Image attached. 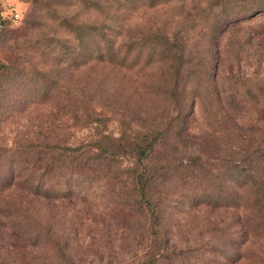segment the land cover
I'll return each mask as SVG.
<instances>
[{"label":"rangeland","instance_id":"1","mask_svg":"<svg viewBox=\"0 0 264 264\" xmlns=\"http://www.w3.org/2000/svg\"><path fill=\"white\" fill-rule=\"evenodd\" d=\"M0 62V264H264V0H0Z\"/></svg>","mask_w":264,"mask_h":264},{"label":"trees","instance_id":"2","mask_svg":"<svg viewBox=\"0 0 264 264\" xmlns=\"http://www.w3.org/2000/svg\"><path fill=\"white\" fill-rule=\"evenodd\" d=\"M1 68H6V64L4 62H0V69ZM145 148L146 147L141 146L140 144H137L133 147V150L137 154V158L134 162V167H133L132 172H131V177H132L131 182L133 185L132 190L134 191V194L136 195V197H138V205L140 206L139 208H141V206H142L143 209L146 210V212L148 213L149 216H154L155 212H156V205H154L151 202V200H149V198H148V187H149L150 179L145 176L144 169H143L144 168L143 167L144 166V160H146L150 156V153H152V152H151V148L150 149H145ZM26 168L27 167H24V168L21 167L20 169H18L16 175H14V173H13L12 178L10 180L11 185L14 181V177L15 176L21 177V173L22 172L24 173ZM243 168H245V167H243ZM243 168L240 167L241 170H244ZM138 169H139V171H138ZM245 170L248 173V178L251 181L252 186L255 188L256 193L264 192V177H262V175L259 172L251 171V170H249V168L245 169ZM207 174L212 175V171L207 169ZM214 177H216V176H208L207 175V183L208 184L214 183L213 182ZM22 178L23 179H22L21 184H23V185H21L20 188L22 190H27V191H30V192L36 194L38 192L41 184H37L34 187H31L32 186V176L31 175H22ZM217 186L219 187L220 184H218ZM207 190H208V188H207ZM217 194L219 195L218 192H217ZM214 195H215L214 192L207 191V202H209V204L211 203L212 205H215L214 201L210 202L208 199V197H212ZM151 224L152 223L148 224V229L151 226ZM157 256H158V252L157 253L154 252L148 260H144L141 264L155 263V258ZM138 262H139V260H138Z\"/></svg>","mask_w":264,"mask_h":264}]
</instances>
